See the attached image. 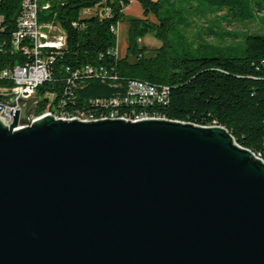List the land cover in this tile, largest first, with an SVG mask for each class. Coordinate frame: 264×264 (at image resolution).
Segmentation results:
<instances>
[{"label":"water","instance_id":"water-1","mask_svg":"<svg viewBox=\"0 0 264 264\" xmlns=\"http://www.w3.org/2000/svg\"><path fill=\"white\" fill-rule=\"evenodd\" d=\"M0 119V264H264V161L222 125Z\"/></svg>","mask_w":264,"mask_h":264},{"label":"trees","instance_id":"trees-1","mask_svg":"<svg viewBox=\"0 0 264 264\" xmlns=\"http://www.w3.org/2000/svg\"><path fill=\"white\" fill-rule=\"evenodd\" d=\"M146 17L129 26L128 54L116 53L112 27L124 19L131 0H39V19L65 32V45L48 47L43 55L49 76L37 87L35 116L47 110L57 116L101 117L140 114L198 125H222L237 142L264 158V34L202 29L189 31L198 15L225 12L240 22L264 12V0H138ZM22 0H0L4 29L0 37V66L23 64L31 58L11 50ZM48 4L47 7H44ZM156 20L148 18L150 14ZM152 32L163 43L154 52L139 38ZM215 35L218 44L203 34ZM230 40L228 42L227 40ZM1 41V39H0ZM132 81L152 85L163 101L131 102ZM11 85L0 80V86Z\"/></svg>","mask_w":264,"mask_h":264},{"label":"built area","instance_id":"built-area-1","mask_svg":"<svg viewBox=\"0 0 264 264\" xmlns=\"http://www.w3.org/2000/svg\"><path fill=\"white\" fill-rule=\"evenodd\" d=\"M47 6L48 4L44 7ZM39 7V0H22L21 13L17 21V29L9 38V48L11 44V50L21 49V51L27 54L31 59L23 64H16L9 67L0 66V80L11 81V85L0 86V119L7 124H11L14 119V114L8 113L9 108L21 110L23 105H25V103H21V100L35 98L37 87L49 76L48 62L43 55L44 49L48 47H62L65 45V32L61 26L54 23H42L39 19ZM57 26L62 32L60 35L53 34L52 30ZM3 29V18L0 16V31ZM112 31L117 33V26L112 27ZM0 39V45L3 49L8 45V42L1 37ZM163 91L164 92L160 94L152 85L140 81H132L129 86L128 98L131 102H140L143 104L163 101L165 98L164 93L167 89L165 88ZM45 114L53 113L47 110L42 115ZM40 116H34V119ZM55 116L64 119L78 118L83 121L105 118H124L131 120L165 118L160 116L151 117L145 114H140L136 118H129L118 116L115 113H111L110 116L102 115L101 117H94L93 115H78L72 117ZM256 156L264 161V158L258 154H256Z\"/></svg>","mask_w":264,"mask_h":264},{"label":"rangeland","instance_id":"rangeland-1","mask_svg":"<svg viewBox=\"0 0 264 264\" xmlns=\"http://www.w3.org/2000/svg\"><path fill=\"white\" fill-rule=\"evenodd\" d=\"M225 12L205 13V15H198L193 18L195 21V27L189 31L192 37H197L202 29L214 30H228L232 32L242 33L244 31H250L255 34H264V12H255L256 19L251 22H240L237 20H231L230 17H226ZM145 12L143 6L138 0H131L130 4L126 6L124 10V19L119 22L117 26V45L116 53L124 57L128 54L129 46V26L130 21L133 18H145ZM148 18L151 20H156L155 16L151 13ZM53 34L60 35L62 32L59 30L58 26L54 27L52 30ZM203 31V30H202ZM203 38L211 43L218 44L220 40L215 35H208L204 32ZM230 42V40H227ZM139 42L147 47V53L154 52L157 48L162 45V41L155 36L154 33L148 32L144 36L139 38Z\"/></svg>","mask_w":264,"mask_h":264}]
</instances>
